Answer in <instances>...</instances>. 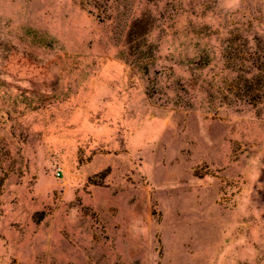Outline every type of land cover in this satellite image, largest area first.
Wrapping results in <instances>:
<instances>
[{
  "label": "rangeland",
  "instance_id": "obj_1",
  "mask_svg": "<svg viewBox=\"0 0 264 264\" xmlns=\"http://www.w3.org/2000/svg\"><path fill=\"white\" fill-rule=\"evenodd\" d=\"M0 264H264V0H0Z\"/></svg>",
  "mask_w": 264,
  "mask_h": 264
}]
</instances>
